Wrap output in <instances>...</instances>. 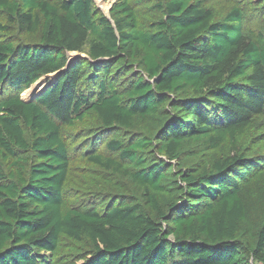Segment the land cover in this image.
<instances>
[{
	"label": "trees",
	"instance_id": "1",
	"mask_svg": "<svg viewBox=\"0 0 264 264\" xmlns=\"http://www.w3.org/2000/svg\"><path fill=\"white\" fill-rule=\"evenodd\" d=\"M245 22L227 0H0V264H264Z\"/></svg>",
	"mask_w": 264,
	"mask_h": 264
},
{
	"label": "rangeland",
	"instance_id": "2",
	"mask_svg": "<svg viewBox=\"0 0 264 264\" xmlns=\"http://www.w3.org/2000/svg\"><path fill=\"white\" fill-rule=\"evenodd\" d=\"M116 0H94V5L95 7L100 11L102 12L103 14L107 15L108 14V11L110 9V6L115 2ZM212 1H216V3L218 4V2L220 0H212ZM228 2H231V3H237L238 5H240V7L243 9L244 11V17L245 19H249V22H245L244 25H245V28L246 29H249V28H254L256 29V31L260 30V28L264 31V0H227ZM251 2V4H250ZM260 3V4H259ZM68 56H70V62H71V59L73 56V54H68ZM72 56V57H71ZM77 58L78 57H82L81 55L77 54L75 55ZM50 80L52 79L53 75H50ZM44 78V77H43ZM46 79L48 77H45ZM42 79V78H41ZM44 83L43 82H39L37 83V87H42V84ZM33 85L32 87H30L29 89L27 90H24L21 94H20V97L22 99H29L32 94L38 92L39 90H37L36 87H34L33 89ZM41 92V91H40ZM0 94H1V90H0ZM36 95V94H35ZM33 95V96H35ZM258 123H260V125H262L263 121H259ZM81 125H79L78 127V131L75 132H69V131H65L64 132V137L66 139V141L68 142H72L73 141V137L76 136V133L78 132H81L82 129ZM251 136H256L257 135V132L255 130H253L251 133H250ZM80 136V133L77 135V138ZM68 196H70V194L67 193ZM77 264H83V262H77Z\"/></svg>",
	"mask_w": 264,
	"mask_h": 264
},
{
	"label": "bare ground",
	"instance_id": "3",
	"mask_svg": "<svg viewBox=\"0 0 264 264\" xmlns=\"http://www.w3.org/2000/svg\"><path fill=\"white\" fill-rule=\"evenodd\" d=\"M36 85H37V83H35V84L33 85V88H34V87H36V88H37V90H39V89H40L39 91H41V90H42V88H43V86H42V87H37ZM31 87H32V86H31ZM33 88H32V89H33ZM39 91H38V92H39ZM38 92H36V93L32 94V96H31L29 99H23V100H24V101H28V100H30V99L33 97V95L37 94Z\"/></svg>",
	"mask_w": 264,
	"mask_h": 264
},
{
	"label": "water",
	"instance_id": "4",
	"mask_svg": "<svg viewBox=\"0 0 264 264\" xmlns=\"http://www.w3.org/2000/svg\"><path fill=\"white\" fill-rule=\"evenodd\" d=\"M56 78H57V77H56ZM41 92H42V91H41ZM41 92H40V93H41ZM40 93H38V94H40ZM38 94H36L34 97H32V99L35 98ZM32 99H31V100H32ZM31 100H30V101H31Z\"/></svg>",
	"mask_w": 264,
	"mask_h": 264
},
{
	"label": "crops",
	"instance_id": "5",
	"mask_svg": "<svg viewBox=\"0 0 264 264\" xmlns=\"http://www.w3.org/2000/svg\"><path fill=\"white\" fill-rule=\"evenodd\" d=\"M44 81V80H43ZM39 82H42V80L41 81H39ZM39 82H37V83H39Z\"/></svg>",
	"mask_w": 264,
	"mask_h": 264
},
{
	"label": "clouds",
	"instance_id": "6",
	"mask_svg": "<svg viewBox=\"0 0 264 264\" xmlns=\"http://www.w3.org/2000/svg\"><path fill=\"white\" fill-rule=\"evenodd\" d=\"M43 90H44V89H43ZM43 90H42V91H43Z\"/></svg>",
	"mask_w": 264,
	"mask_h": 264
}]
</instances>
